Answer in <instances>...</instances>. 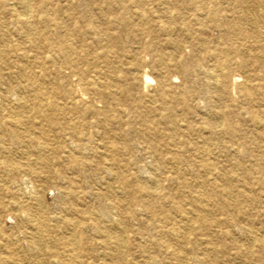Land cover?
<instances>
[{"label":"rangeland","instance_id":"obj_1","mask_svg":"<svg viewBox=\"0 0 264 264\" xmlns=\"http://www.w3.org/2000/svg\"><path fill=\"white\" fill-rule=\"evenodd\" d=\"M14 1L0 0V22L3 26L6 24L10 37L4 47L8 49V45L15 44L29 50L35 54L33 59L39 60L43 54L39 51L36 54L32 44L16 35L19 25L10 10V3ZM200 1L203 9L198 12L188 0H29L33 26L41 32L39 39L43 40L44 35L66 37L74 48V66L97 77L99 85L77 84L78 77L71 75L72 68L65 63L62 53L49 61L44 71L32 59L22 61L29 66L27 71L25 69L26 75L11 62L0 63V100L6 98L10 86L27 89L28 95L29 72L40 73L44 92H55L64 107L58 115L50 113L56 120L52 125L44 122L42 128L55 146L70 145L78 160L84 162L83 166L76 167L62 153L57 155L59 158L50 160L49 169L41 171L40 164L34 162L35 156L26 152H33V142L26 137L18 142L3 137L0 147L5 152L0 153V181L8 186V192L0 191V200L10 203L6 208L0 207V264H5V257H11L12 261L6 264H50L52 253L61 251L62 241H58L55 245L41 242L43 253L29 252L33 241L30 234L35 229L32 220L41 213L65 215L79 221L77 225L83 223L84 233L80 234L78 225L73 234L81 236L86 263L103 264L105 259L106 264H119L109 259V255L102 256L105 251L98 244L97 232L89 220L92 210L100 209L109 201L118 202L119 207L111 210V215L120 217L125 226V264H151L153 258H157V264H170L169 255L153 247L151 241L157 235L149 215L170 210L180 227L182 223L175 205L179 201L189 203L194 192L201 190L211 193L212 197L200 200L206 222H195L183 242L181 251L188 256L186 264H199L201 258L206 264H264V186L261 183L264 181V142L257 139L258 131L246 111L247 101L232 82L233 75H240L242 83L244 75L257 76L264 71L255 59L258 52L248 48L253 45V38L235 37L237 43L244 44L250 51L245 57L228 52L232 63L230 73L223 79V87H208L200 71L214 65L218 58L223 59L224 53L210 56L206 49L211 52L228 49L227 20L233 24L242 21L243 29L250 31L252 21L244 18L264 19V0L260 5L245 1L246 11L237 8V0ZM211 9L217 11V19L209 14ZM106 49L109 54L105 53ZM191 58L195 66L185 74L183 64ZM145 72L153 79L149 83L144 81ZM160 79L169 85L167 99L173 95H184L188 99L186 104L176 105L173 111L183 132L190 134L189 138L174 135L183 151L181 168L191 167L193 143L199 135L197 130L201 127L202 135L207 136L217 129L214 115H226L223 125L216 130L221 134L216 143L217 155L213 156L221 174L215 176L200 170L198 176L188 172L178 178L169 168L170 157L165 154V164L160 162L163 167L158 170L151 167L158 158L149 139L162 151L171 143L166 122L169 112L155 97ZM107 84L112 86L114 94L105 89ZM103 91H107L104 96ZM254 93L255 104L263 110L264 89ZM78 96L82 102L72 106V98ZM9 104L6 101V105ZM149 109L152 110L151 121L146 122L140 113ZM259 115L264 117V112ZM230 126L234 131L232 135ZM83 133L88 137L78 138ZM115 146V157L102 156L101 153ZM23 163L33 169L9 170ZM105 167L115 173L106 176ZM137 175L149 182L144 189L137 185ZM208 179L211 181L207 182ZM200 180H206L204 187H195ZM154 182L160 183L158 189L152 186ZM229 182L230 187H227ZM109 185L116 190L109 189L108 193ZM69 190L79 192L80 196L65 195ZM36 196L41 198V206L34 200ZM22 202L27 203L21 206ZM51 224L66 232L62 222ZM250 232L256 238L251 250L247 248ZM14 246L19 248L18 254H11L10 248Z\"/></svg>","mask_w":264,"mask_h":264},{"label":"bare ground","instance_id":"obj_2","mask_svg":"<svg viewBox=\"0 0 264 264\" xmlns=\"http://www.w3.org/2000/svg\"><path fill=\"white\" fill-rule=\"evenodd\" d=\"M194 10L202 11L203 6L201 5L200 0H188ZM245 1H250L254 4H261L263 0H237V8H240L242 11H246L248 6L243 5ZM253 4V5H254ZM1 7V4H0ZM10 10L12 12V16L15 18L19 27L17 29V37L24 42L30 43L35 47V52L39 51L43 55L39 57V60H35V54H32L29 50L25 48H18L15 44L8 45V49H5L4 46L9 44V30L6 24L3 26V23L0 22V63L11 62L15 64V66H19L21 70V74L26 75L27 65L22 63V61H34L41 71H44L47 67V63L51 60H55L57 55L61 53L64 54L65 63L70 65L71 75H76L78 77V83L85 86H98L99 81L97 77L91 76L86 73V71L82 68H76L75 60L73 58V46L66 37L63 35H57L56 38L48 37L44 35L43 40H40L41 32L38 31L33 25V9L29 0H15L13 3H10ZM209 14L217 19V11L215 9L209 10ZM199 15V14H198ZM251 15V14H250ZM244 19L252 21V29L250 31L244 30L242 27V21L233 24L232 21L227 20L226 24L229 26V39H228V49L221 50L215 49L214 52H211V49H206V53L210 56H219L220 53H224L221 58L217 59L216 63L212 66H205L201 68L200 71L206 77V84L208 87H223L224 86V78L228 76L231 69V59L228 52L236 53L239 55H243L244 57L247 55L248 51L251 49L258 52L255 55L256 61L259 62L260 67H264V19L259 17H245ZM50 21L55 22L54 19H48ZM147 23V22H145ZM2 26L4 27L3 29ZM55 26H57L55 24ZM161 28V27H160ZM162 29V28H161ZM241 35L242 38H253L254 43L249 49L244 47V44L237 43L235 37ZM40 40V41H39ZM187 50V49H186ZM247 50V51H246ZM211 52V53H210ZM106 54H109L110 51L106 49ZM37 54V52H36ZM63 56V55H62ZM194 59L191 58L183 64V72L188 74L194 68ZM245 62V61H244ZM243 62L242 66L245 64ZM26 69V71H25ZM198 71V70H197ZM199 71V72H200ZM40 72V71H39ZM39 74L36 71H30L28 74L29 78V94L25 89H21L20 87L10 86L7 91L8 95L4 100H0V142L4 136L9 137V139L13 142L22 141L24 137L28 138L31 142H33V152L26 151L29 155H33L34 162L40 164V170L45 171V169H49V162L54 158H59L57 155L66 154V156L70 159L73 165L76 167H80L84 165V162L78 160L79 158L75 156L74 148L68 144L56 146L52 143L49 138L48 132H46L42 126L44 122L52 125V122L56 120L53 117V114L61 112L64 107L60 104V102L56 99L55 92H50L47 94L44 92V82L39 79ZM144 81L145 83L151 82L153 79L145 72L144 73ZM174 80V78H173ZM176 80V79H175ZM259 80V81H258ZM240 81V75H233L232 82L237 85L240 92H242L243 97L247 101L246 111L250 115L249 120L252 123V126L255 130L258 131L257 139L259 142H264V117L260 116L261 112H264V109L261 110L258 108L257 104L254 101V95L256 91H262L264 89V71L261 73H257L255 75H244V80L242 83ZM75 82V81H74ZM258 82V83H255ZM151 84V83H150ZM147 85V84H146ZM4 87V86H3ZM112 86L107 84L105 86L106 90H110L113 94L115 93ZM122 87V86H121ZM103 91L101 94L104 96ZM155 97L161 102L166 111L169 112V115L166 117V122L169 124L167 127L170 132V141L168 143L169 146L166 147L164 151L155 147L152 139H149V145L153 150V153L156 155L157 163L152 164L151 167L155 169H160L164 166V154L170 157V161L168 162L169 168L176 177L180 178L184 176L188 172H192L194 175H199L198 173L201 171H205L210 175H218L221 174V168L217 165V163L213 160V156L217 155L216 152V143L219 140V135L221 134L218 130L224 123L226 115L222 113H217L214 115V119L216 121L217 129L211 130L207 136L202 135V128L197 130L199 135L196 138V141L193 143L194 152L192 153L190 163L191 167L181 168L180 164L183 163V151L181 147L178 145L179 140L174 138L175 134L184 135L185 138H189V132L185 133L181 129V125L179 121H177V117L173 114L174 107L180 103L186 104L188 99L185 98L184 95H173L167 99L168 94L170 92L169 85L163 81L162 79L158 80L157 88L155 90ZM151 93V92H150ZM149 94V93H148ZM115 99V98H114ZM123 99V98H122ZM126 99V98H125ZM132 99V98H131ZM5 101V102H4ZM6 101H9V106L6 105ZM79 102H82V98L80 96L72 98L70 104L72 106L78 105ZM141 102V101H140ZM212 103V102H211ZM132 106V105H131ZM130 106V107H131ZM135 107V106H134ZM133 108V107H132ZM151 109L146 110L144 113H140V115L144 118L146 122L151 121L150 113ZM153 120V119H152ZM130 123V122H129ZM180 128V129H179ZM177 130H179L177 132ZM231 135L234 133L232 127H229ZM227 131V130H226ZM73 132L72 134H74ZM224 133V132H223ZM71 134L65 133L64 135ZM71 134V135H72ZM88 137V134L83 133L81 136ZM149 138L151 136L149 135ZM171 145V146H170ZM80 149V146H79ZM5 152L4 148L0 147V153ZM117 152V148L110 147V149L105 150L102 154L104 157L111 158L115 157ZM61 156V155H60ZM11 161V160H10ZM151 161V160H150ZM147 160V162H150ZM160 162L164 164L160 165ZM151 163V162H150ZM149 165V164H148ZM252 166V165H251ZM33 169L31 165L28 163H23L21 165L17 164V167L11 166L10 171H20L21 169ZM239 169V168H236ZM264 169V166L262 167ZM104 174L112 176L115 172H113L110 168L105 167L103 170ZM145 173V172H144ZM143 173V174H144ZM257 173V172H256ZM224 173L222 172V175ZM137 185L140 188L147 184V180L142 175H137ZM25 180V179H24ZM211 181V180H207ZM206 180H200L198 184H195V187L202 188ZM25 183V182H24ZM149 183V182H148ZM264 186V181L261 182ZM152 184V183H151ZM159 182H154L156 189L159 187ZM230 182L226 183L227 187H230ZM26 185V184H25ZM30 185V184H29ZM158 187V188H157ZM154 188V187H153ZM109 189L113 191L116 190L112 185L108 186V193H110ZM144 189V188H143ZM152 189V188H151ZM156 189L153 190V193L156 194ZM8 192V186L4 182L0 181V191ZM33 190V189H32ZM20 191V190H19ZM28 191V190H27ZM32 192V191H31ZM35 192V191H33ZM72 192V193H71ZM65 195L70 197H79L80 193L74 190L64 192ZM202 197L209 198L212 197V194L204 191H196L194 192L191 202L179 201L175 205L176 211H178V217L180 218V222L182 225L179 227L175 223V220L171 217L170 210L162 214L157 215H149L150 221L155 224L156 227V235L154 241H151L153 247L158 248L161 252L166 253L171 258L170 264H186V260L188 256L183 254L181 249L183 248V242L187 240L188 233L194 227V223H204L206 222V212L202 207L200 200ZM131 197H129L130 199ZM128 199V200H129ZM40 206L42 204V200L40 197L36 196L34 199ZM109 201V200H108ZM10 202H5L4 200H0V207L6 208L9 206ZM27 203V202H26ZM25 203V204H26ZM24 202L20 203L21 206L25 205ZM190 205L187 207V205ZM13 206V203H12ZM119 207L118 202L109 201L102 205V207L98 210H92L91 216L89 220L93 223V229L97 232L98 244L105 251L102 253V256H110L109 259L112 261H117L119 264H125V252L124 245L126 244L125 239V226L123 220L120 217H114L111 215V210L117 209ZM140 210V209H139ZM128 211L130 209L128 208ZM114 212V211H113ZM233 212H231L232 214ZM23 215V214H22ZM1 217V211H0ZM24 218V215H23ZM33 221V225L35 229L31 232V246L29 247V252H35V254L43 253L41 242L54 244L58 241H62L61 243V251L52 253L51 257L53 259L50 261V264H88L83 259V250L81 247V236L76 237L73 234V230L75 226H80V234L84 233V225L82 222L68 218L67 216H45V214H40L35 217ZM193 221V223H192ZM51 222H62L65 224L66 232L62 231L58 226H53ZM57 227V228H56ZM69 230V232H67ZM72 230V231H71ZM115 230H119L114 232ZM1 231V229H0ZM13 233V231H12ZM62 234L63 236H58V234ZM127 237V236H126ZM14 238V237H13ZM36 238V240H34ZM17 241V240H16ZM256 242V238L250 232V243L247 248L251 250L253 248L254 243ZM43 243V244H44ZM194 244V242H193ZM55 245V244H54ZM52 247H55V246ZM204 251H209L210 249H203ZM11 254H18L20 251L17 246L10 248ZM63 253V254H62ZM97 253V252H95ZM31 254V253H30ZM94 255V254H93ZM100 255V254H99ZM68 256V257H67ZM50 257V258H51ZM11 257H5L4 262L11 263ZM237 259V258H236ZM106 260L104 259L103 264H106ZM195 261V260H194ZM151 264H157V258H153L150 261ZM197 263V262H196ZM248 263V262H247ZM17 264V263H14ZM22 264V263H21ZM39 264V263H38ZM110 264V263H108ZM199 264H206L205 259H200Z\"/></svg>","mask_w":264,"mask_h":264}]
</instances>
